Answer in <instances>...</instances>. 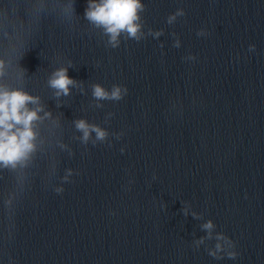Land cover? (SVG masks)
<instances>
[{"label":"water","instance_id":"1","mask_svg":"<svg viewBox=\"0 0 264 264\" xmlns=\"http://www.w3.org/2000/svg\"><path fill=\"white\" fill-rule=\"evenodd\" d=\"M118 264H264V0L195 96Z\"/></svg>","mask_w":264,"mask_h":264},{"label":"clouds","instance_id":"2","mask_svg":"<svg viewBox=\"0 0 264 264\" xmlns=\"http://www.w3.org/2000/svg\"><path fill=\"white\" fill-rule=\"evenodd\" d=\"M42 20L48 13L50 0H29ZM70 8L74 6L69 0ZM145 11L142 0H88L84 18L94 27L102 28L109 37V44L115 48L119 45V37L126 34L128 38L139 41L144 35L141 23V13ZM184 15L182 10L168 17V23L175 21L177 16ZM25 20L21 18L15 27L0 23V170L15 171L27 166L37 150V140L40 133L38 127L45 120H53L52 113L47 111L40 101V97L31 95L21 85L27 76V69L21 66V60L30 50L23 31ZM149 34H153L151 30ZM161 35L160 32L154 33ZM69 66L71 63L69 62ZM15 80L17 86L9 83ZM48 87L54 90V96H69L71 89L78 83L68 75L66 67L54 70L47 80ZM127 94V88L113 86L111 92L99 84L93 85L92 95L96 100H120ZM41 113L43 115H41ZM77 131L82 133V143H87L90 134L95 132L96 139L103 141L107 133L96 125L89 124L84 119L74 122ZM53 126L59 128V121L53 120ZM53 129V130H54ZM71 170H69V175ZM67 179V177H65ZM61 193L63 189H56ZM204 229H212L209 221L203 225ZM218 239H223L218 236ZM202 242V241H201ZM221 245H216V251L209 255L216 256ZM229 258H235L236 253L229 252Z\"/></svg>","mask_w":264,"mask_h":264}]
</instances>
